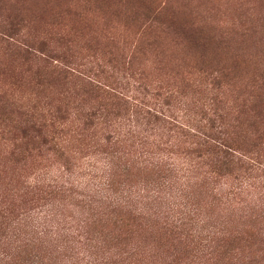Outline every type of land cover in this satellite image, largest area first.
Returning <instances> with one entry per match:
<instances>
[{"label":"rangeland","instance_id":"obj_1","mask_svg":"<svg viewBox=\"0 0 264 264\" xmlns=\"http://www.w3.org/2000/svg\"><path fill=\"white\" fill-rule=\"evenodd\" d=\"M0 264H264V0H0Z\"/></svg>","mask_w":264,"mask_h":264},{"label":"trees","instance_id":"obj_2","mask_svg":"<svg viewBox=\"0 0 264 264\" xmlns=\"http://www.w3.org/2000/svg\"><path fill=\"white\" fill-rule=\"evenodd\" d=\"M26 56L30 55V52L28 50H23L20 49ZM150 114V113H149ZM154 116V115H153ZM155 118H157L156 116H154ZM218 147H215V149L217 150Z\"/></svg>","mask_w":264,"mask_h":264}]
</instances>
